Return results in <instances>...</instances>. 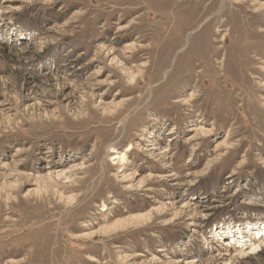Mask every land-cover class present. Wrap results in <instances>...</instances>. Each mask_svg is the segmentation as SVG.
Wrapping results in <instances>:
<instances>
[{
    "label": "rangeland",
    "instance_id": "1",
    "mask_svg": "<svg viewBox=\"0 0 264 264\" xmlns=\"http://www.w3.org/2000/svg\"><path fill=\"white\" fill-rule=\"evenodd\" d=\"M261 5L0 0V264H264Z\"/></svg>",
    "mask_w": 264,
    "mask_h": 264
},
{
    "label": "bare ground",
    "instance_id": "2",
    "mask_svg": "<svg viewBox=\"0 0 264 264\" xmlns=\"http://www.w3.org/2000/svg\"><path fill=\"white\" fill-rule=\"evenodd\" d=\"M242 1H244V0H235V3H240ZM260 9H264V5H261L259 7V10ZM131 79H133V75H131ZM193 96H194V94L191 93L190 96H188L187 98H182L179 101L188 103L191 100L190 97L192 98ZM197 129L199 130V129H201V127L197 128ZM153 146H155L154 150H158V148L156 147L155 144ZM131 148L132 147L129 146V147L126 148L125 151L116 152L113 155L114 156L113 157V161L115 162L116 165H118L120 167H124V166H126L128 164V162H129L128 152L131 150ZM58 176H60V175H58ZM64 179H66L68 181L69 177L68 176L64 177ZM37 182H38V185H37L38 188L34 192L37 196L42 197L43 194H48L50 192V190H53L54 193L59 197V199L62 200L64 198L63 194L60 193L58 190H56V188L54 187L56 185V181L51 176V173H49L48 175L39 177ZM3 191L0 190V197H1V193ZM10 191H11V189H10ZM6 198L10 199V196H7ZM65 200H66V204L68 206H72L77 201V198L75 196H73V197H69L68 199H65ZM103 207H104L103 212H107L108 211L107 206H103ZM150 219H151V213H148V214H145V215L131 216V217L123 219V220H116L113 224H111V225H109L107 227H103L104 229H101L99 232H101L103 234H106V233H109V232H116V231L121 230V229H125V228L127 229L129 227L145 224L146 222H149ZM84 226H86V225H84ZM95 235L96 234L85 233V234L77 235L76 238L77 239H84V238L88 239V238L94 237ZM225 243H226V245H224V246L225 247H229L228 242L226 241ZM260 249H261V245H256L255 247H252L251 251L256 253V252L260 251ZM240 254H242V253H240ZM132 259H134V258H131L130 260H132ZM12 261H15V260H12ZM195 263H196V261H192L189 264H195ZM230 263L231 262H228V264H230Z\"/></svg>",
    "mask_w": 264,
    "mask_h": 264
}]
</instances>
